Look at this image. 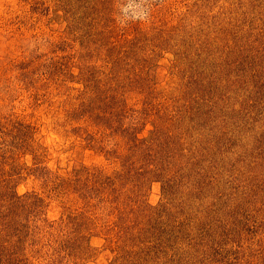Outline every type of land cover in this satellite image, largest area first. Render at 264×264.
Wrapping results in <instances>:
<instances>
[{
  "label": "rangeland",
  "instance_id": "obj_1",
  "mask_svg": "<svg viewBox=\"0 0 264 264\" xmlns=\"http://www.w3.org/2000/svg\"><path fill=\"white\" fill-rule=\"evenodd\" d=\"M121 3L0 0V264H264V87L219 65L264 0H144L123 25ZM195 143L212 181L166 198Z\"/></svg>",
  "mask_w": 264,
  "mask_h": 264
},
{
  "label": "trees",
  "instance_id": "obj_2",
  "mask_svg": "<svg viewBox=\"0 0 264 264\" xmlns=\"http://www.w3.org/2000/svg\"><path fill=\"white\" fill-rule=\"evenodd\" d=\"M251 36V38L249 37ZM213 44V42H211ZM210 44V43H208ZM236 44H237V41H236ZM216 48H213L211 47V45H209V48L207 47V51L209 50H216L219 52L220 50V47L218 46H215ZM233 47H231L232 49ZM222 49L223 50H227L229 49V46H226V45H222ZM238 51H239V55L240 57H243V59L245 60V62L243 61L242 65H240V68H238V71H237V67H235V69L233 70L234 67H232V62L227 58L226 60H224V65L223 64H219L221 66V69L223 68H226L229 66V68L231 69L232 73L228 74L230 75V81L234 84H237L239 85L240 83H242L241 80L238 79V77L241 79V72L242 73H246V72H249V74H247V77H245L247 80L245 81H249V77H251V75H253V78L255 80V82H258L260 81L259 83H261V86L262 88L264 87V26L262 29H259V30H256L255 34L254 35H248L247 37V40L245 42V45L244 46H241V48L239 47L238 48ZM243 51L245 53H243ZM214 58V56H211ZM214 63V62H213ZM218 65V66H219ZM233 74V75H232ZM239 82V84H238ZM257 89V88H256ZM260 91V89H258ZM223 95V94H222ZM231 99L232 97L227 96V94H224L223 97L220 99V101L224 102L223 105L221 104L220 106H218L217 104V101H213L211 103H208L209 107H212L210 109L211 112H213L214 108L215 107H218L219 109H221V111H224V106L225 108L227 107V103L229 102V98ZM248 99L249 100H252L253 98L250 97V95L248 94ZM234 100L237 102H243L242 99H238L236 97H234ZM202 103V102H201ZM202 105V104H201ZM203 108V105L201 106ZM198 109H201L200 107H198ZM231 109V112L234 113L235 115L238 113L236 112L233 107L230 108ZM202 112V111H201ZM197 113V112H195ZM196 144V143H195ZM197 145V144H196ZM197 146H200V147H193L191 148L190 146L189 147V151L191 152L190 154V157H193L192 158V166H193V169H192V172L191 173H188V174H185L183 176L180 177H177L175 178V181L171 180V178H173L174 176L171 175V173L168 174V177L165 178V182L164 184L166 183V190H165V193L167 195L166 198H170L168 195H172V192H179L180 194H186L187 195V191H191L189 190V184L191 185H200L199 187V190L202 189L201 186H204L206 185L207 182H211L212 179L210 177H208V172H205L204 170H208L209 171V168H206L204 167V169L201 168H196L197 170H195V160L197 159L198 161H200L199 164H202L204 161H206L209 157V151L207 149H203V145H197ZM171 147V146H170ZM170 147L166 150L164 148L161 149L160 151V155L159 157H162L164 159H167L166 155H171V156H174L175 158H177V156L179 155V150L178 152H173L172 150H170ZM155 153H158V152H154L153 155H150L149 156H155L156 154ZM162 153V154H161ZM188 157V156H187ZM189 158V157H188ZM209 165V164H207ZM148 171V173H150V169L149 170H146ZM146 171H145V174H146ZM155 171V170H154ZM132 172V170H131ZM135 172V170H134ZM156 173V172H154ZM176 175V173H175ZM200 176V177H199ZM184 177H187V183L188 184V188H187V183H183L182 182V178ZM227 176H225V181H231L230 178H228ZM219 178H217L218 180ZM227 179V180H226ZM211 180V181H210ZM218 183V182H216ZM233 183V182H232ZM164 193V194H165ZM227 194V193H226ZM230 192L228 193V196H229ZM195 198L197 199V196H195ZM182 205V203H179ZM170 206L172 207H169V208H165L164 209V214H168V210L170 211V214L171 213H176L174 212V202H173V205L171 204ZM229 217L233 216L232 212L228 215ZM164 218H160V220H162ZM166 221L165 219L163 220V222ZM184 227H180V226H172V229H173V232L176 236H182L183 238H192L193 240H197L199 241V243L203 242V240L205 241L206 239V231L204 229L202 230H199V231H194L192 232V230L189 228V226H186L183 225ZM168 229V227H167ZM169 231L173 234L171 228H169ZM197 241H194V242H197ZM180 244V243H179ZM179 244H176V246H178Z\"/></svg>",
  "mask_w": 264,
  "mask_h": 264
},
{
  "label": "clouds",
  "instance_id": "obj_3",
  "mask_svg": "<svg viewBox=\"0 0 264 264\" xmlns=\"http://www.w3.org/2000/svg\"><path fill=\"white\" fill-rule=\"evenodd\" d=\"M149 14L144 0H123V3L118 6L116 19L123 25L128 21H146Z\"/></svg>",
  "mask_w": 264,
  "mask_h": 264
}]
</instances>
